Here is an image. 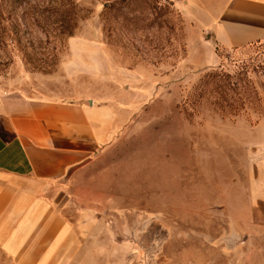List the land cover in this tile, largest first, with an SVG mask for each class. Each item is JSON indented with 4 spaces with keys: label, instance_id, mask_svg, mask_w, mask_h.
<instances>
[{
    "label": "rangeland",
    "instance_id": "374dc122",
    "mask_svg": "<svg viewBox=\"0 0 264 264\" xmlns=\"http://www.w3.org/2000/svg\"><path fill=\"white\" fill-rule=\"evenodd\" d=\"M182 2L0 0L1 91L114 106L110 140L67 193L95 264H264V205L239 224L264 140V43L213 50ZM72 41L111 75L67 80Z\"/></svg>",
    "mask_w": 264,
    "mask_h": 264
},
{
    "label": "crops",
    "instance_id": "0c3cea01",
    "mask_svg": "<svg viewBox=\"0 0 264 264\" xmlns=\"http://www.w3.org/2000/svg\"><path fill=\"white\" fill-rule=\"evenodd\" d=\"M182 5L213 50L264 43V0H183ZM81 44L72 41L64 77L110 76L107 57L95 46L81 55ZM110 100L62 97L58 87L37 94L0 90V264H95L86 218L66 213L67 193L72 173L111 138ZM249 172L250 207L239 223L246 226L254 224V207L264 205V140ZM253 234L246 237L247 247Z\"/></svg>",
    "mask_w": 264,
    "mask_h": 264
},
{
    "label": "built area",
    "instance_id": "2783aa9c",
    "mask_svg": "<svg viewBox=\"0 0 264 264\" xmlns=\"http://www.w3.org/2000/svg\"><path fill=\"white\" fill-rule=\"evenodd\" d=\"M181 1V0H180Z\"/></svg>",
    "mask_w": 264,
    "mask_h": 264
}]
</instances>
